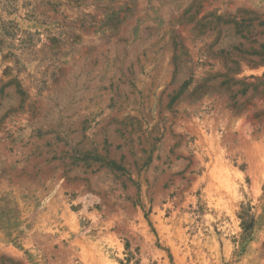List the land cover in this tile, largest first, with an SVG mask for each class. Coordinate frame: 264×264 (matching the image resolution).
Listing matches in <instances>:
<instances>
[{
	"label": "rangeland",
	"instance_id": "1",
	"mask_svg": "<svg viewBox=\"0 0 264 264\" xmlns=\"http://www.w3.org/2000/svg\"><path fill=\"white\" fill-rule=\"evenodd\" d=\"M0 264H264V0H0Z\"/></svg>",
	"mask_w": 264,
	"mask_h": 264
},
{
	"label": "trees",
	"instance_id": "2",
	"mask_svg": "<svg viewBox=\"0 0 264 264\" xmlns=\"http://www.w3.org/2000/svg\"><path fill=\"white\" fill-rule=\"evenodd\" d=\"M249 228H250V227H248V226H247V227H244L245 230H247V229H249Z\"/></svg>",
	"mask_w": 264,
	"mask_h": 264
}]
</instances>
